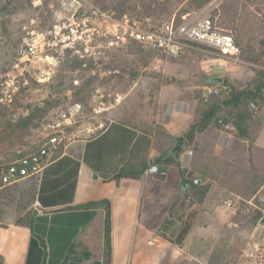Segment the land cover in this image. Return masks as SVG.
<instances>
[{
	"label": "crops",
	"instance_id": "crops-1",
	"mask_svg": "<svg viewBox=\"0 0 264 264\" xmlns=\"http://www.w3.org/2000/svg\"><path fill=\"white\" fill-rule=\"evenodd\" d=\"M207 86L208 90L212 87ZM198 114L194 100L166 98L160 93L150 122L161 125L174 139L184 137ZM100 126L93 136L58 146L38 175L0 191L1 264H181L179 259H163L165 246L171 254L178 251L189 256L191 264H264L262 259H246V252L256 246L252 237L258 228L248 240L243 239V246L238 245V237L230 233L233 215L223 205L215 206L218 199L227 200L228 194L240 198L248 184L257 187L253 197L264 189V104L256 119L248 122V138L238 137L232 126H209L188 146L194 149L187 164L181 163L184 151L179 155L180 168L199 178L200 186H208L204 195L190 194L192 186L182 184L171 165L163 179L146 170L138 179L116 180L130 163L141 125L132 124L124 112H110ZM157 156L149 148L148 158ZM177 196L191 200L198 209L181 245L167 243L163 227L164 221L172 219L168 209ZM104 201L110 208L107 262L106 206L100 204ZM90 203L99 204L84 207ZM259 239L264 246V234ZM237 245L240 252L236 259H229ZM260 250L264 252V247Z\"/></svg>",
	"mask_w": 264,
	"mask_h": 264
},
{
	"label": "rangeland",
	"instance_id": "rangeland-1",
	"mask_svg": "<svg viewBox=\"0 0 264 264\" xmlns=\"http://www.w3.org/2000/svg\"><path fill=\"white\" fill-rule=\"evenodd\" d=\"M57 1L0 0V84L11 77L20 86L10 107L0 105V152L3 157L21 147L39 146L43 142L45 127L52 117L75 103L82 105L83 120L68 131L66 141L95 135L101 129L100 125L107 121L110 112L116 115L124 112L132 124L141 125L140 135L146 139L148 132L156 134L165 131L163 128L155 130L154 126L150 128L160 93L166 98L194 100L200 113L211 95L221 100V95L227 97V90L213 94L212 91L219 87L218 84H211V89H206L209 86L205 81L212 77H219L224 85H232L237 89L251 88L257 78L264 82V77H258L260 72H264V0H210L199 10L187 7L189 0H86L87 5L113 11L116 15L127 14L136 21L148 18L153 23L169 20L181 10L189 9L185 15L201 13L204 17L211 18L222 32L232 33L240 51L239 61L232 62L205 47H196L180 57L171 58L159 51L132 44L123 53H119L118 57L109 58L107 68L115 73L103 78L93 75L91 71L82 70L77 63L20 60L17 51L22 27L31 20L40 28L45 27L50 18V7L57 5ZM127 54L132 56L128 57ZM74 80H78V85L73 83ZM79 86H82L80 90ZM97 87L105 95H110V98L106 102L108 109L95 114L91 111L93 106L90 94ZM115 94L118 96L115 97ZM31 112L35 117L29 134L17 132L11 136L5 135L9 123L16 122ZM226 116L228 110L222 109L219 117L225 119ZM255 119L256 115L248 122ZM151 139L153 141L152 137ZM157 139L165 140V137L159 135ZM185 171L186 174L190 172L187 169ZM187 178L193 179L192 173ZM196 187L203 186L199 184ZM256 188V185L248 184L240 191V198L229 194L226 196L236 203L239 215L237 220L233 218L238 227H229L230 233L238 237L236 241L241 246L257 227L258 231L252 237V244L256 246L246 252V259L264 261V252L260 250L264 246L259 239L264 234V189L253 197ZM191 193H196L194 188L190 190ZM222 201L221 198L215 201V206H222ZM193 208L191 200L180 198L178 205L169 214L172 219L163 223L167 243H173L182 222ZM221 208L227 210L223 206ZM238 245L232 249L229 259H236L235 255L240 252ZM163 252V259H179L178 263L191 264L189 256L178 251L171 254L169 246H165ZM250 254L253 256H249ZM216 258L218 259L217 256Z\"/></svg>",
	"mask_w": 264,
	"mask_h": 264
},
{
	"label": "built area",
	"instance_id": "built-area-1",
	"mask_svg": "<svg viewBox=\"0 0 264 264\" xmlns=\"http://www.w3.org/2000/svg\"><path fill=\"white\" fill-rule=\"evenodd\" d=\"M50 8V18L45 27L40 28L34 20L22 27L17 51L20 60L75 61L82 70L91 71L100 78L115 73L107 68L110 55L126 50L132 44L159 51L171 58L180 57L196 47H205L226 60L239 61L240 51L234 35L222 32L211 18L204 17L201 13L184 15L182 22L176 24L175 16L156 23L148 18L136 21L127 14L116 15L113 11L87 5L86 0H58L57 5H51ZM73 83L78 85V80ZM19 90L20 86L15 79L7 77L0 84V105L10 107ZM221 91H226V87L219 85L212 92L218 94ZM90 95L93 113L98 114L108 109L106 102L110 95H105L99 87ZM115 101L118 102V99ZM250 110L254 116L259 108L251 103ZM82 120V105L79 103L56 113L45 127L43 142L39 148L26 154L18 151V156L14 159L0 164V191L41 173L57 147L66 142L68 131ZM230 126L222 124L223 129ZM192 154L191 149L184 150L181 163L187 164ZM147 173L160 177L155 164L148 167ZM192 184L197 186L201 184V180L193 178ZM222 205L233 217L237 214L236 203L231 199L224 200ZM229 226L237 228L238 224L231 221Z\"/></svg>",
	"mask_w": 264,
	"mask_h": 264
},
{
	"label": "trees",
	"instance_id": "trees-1",
	"mask_svg": "<svg viewBox=\"0 0 264 264\" xmlns=\"http://www.w3.org/2000/svg\"><path fill=\"white\" fill-rule=\"evenodd\" d=\"M209 1L210 0H189L187 7H191L193 8V10H199L202 7H204L206 4H208ZM188 10L189 9H183L181 10L180 13L175 14L176 24L182 22V16L188 13ZM61 61H66L68 62V64L77 63L75 61L74 62L73 61L69 62L67 60H61ZM258 77H264V72L263 71L260 72L258 74ZM217 78L219 77H212L208 79L205 82V84L210 86L211 84H218L220 86L226 87V90L228 92L227 97L221 100L219 98H216L214 95H211L207 99L200 113L198 114L195 122L191 125L188 132L184 135V138L188 142L189 146H191L194 143L196 135L202 132L203 130H205L207 127L214 126L216 128H221L222 124H230L236 131L238 137L248 138L249 133L247 129V123L252 118L253 115V113L249 109V104L254 103L258 105L259 108L264 104V82H261V78H257L256 81H254V83L252 84L251 88H245V89H237L232 85H228L227 87L226 85L223 84L224 81H222L221 78H220L221 79L220 82L217 81ZM87 83L88 82H86V84ZM78 88L80 90L82 86H79ZM222 109L228 110V116H226L225 119L219 117V113L221 112ZM37 111H41V110H37ZM34 117L35 114L31 112L26 117L20 118L16 122L9 123L7 125L8 131L6 132L5 135L11 136L17 132L29 134L28 131H30V128L33 126L32 121ZM231 118L232 120H230ZM150 125H152L150 126V128L154 126L155 130L159 128L162 129V127L160 125H156L154 121H152ZM159 135L165 137V140L160 139L159 141V139H157ZM151 137L153 138V141ZM173 142L174 139L170 137L165 131H159L156 134L155 132L154 133L148 132L146 134V139H144L143 137H141V135H139L132 148L130 163L126 164V166L120 170V172L116 175L115 179L118 180L122 177H131L133 179H138L140 176L144 174V172L148 169V167L151 164L157 165L159 175L163 179L167 172V166L171 165L177 170V174L179 175L182 184L190 183L192 189L194 188V190L198 191L200 195H204L207 192L208 187L203 186L201 188H198L194 186L192 184V179L187 178V176L190 175L191 173L188 172L187 175L185 169L180 168L178 161L174 160L173 156L167 155V152L170 149V146L173 144ZM39 146L33 148L21 147L7 157L1 156L2 152H0V164L9 162L12 159H14L16 156H18V151L19 152L21 151V154H26L30 151L36 150L37 148H39ZM149 148H153L158 152V156L153 160L148 159ZM145 150H146V154H145ZM120 193L121 192H119L118 190V194ZM179 201H180V196H177L172 201L168 209L169 214L176 207V205H178ZM98 204L99 203H90L88 205H85L84 207H92ZM100 204H105L106 206L104 236H105V247L107 251L106 258H108L106 259L107 262L109 261V250H110V208L108 201H104L103 203ZM197 212L198 209L196 207L188 212V214L186 215L184 221L180 226L179 231L177 232L173 240L174 244L181 245L183 243L187 234L192 228ZM257 215L259 216L260 214L257 213ZM238 216L239 215L236 214L233 217L234 220H237Z\"/></svg>",
	"mask_w": 264,
	"mask_h": 264
},
{
	"label": "water",
	"instance_id": "water-1",
	"mask_svg": "<svg viewBox=\"0 0 264 264\" xmlns=\"http://www.w3.org/2000/svg\"><path fill=\"white\" fill-rule=\"evenodd\" d=\"M217 81L220 82L221 79L217 78ZM175 142L173 146L167 152V155L173 156L174 160H178L179 155L188 148V142L182 135H178L174 138Z\"/></svg>",
	"mask_w": 264,
	"mask_h": 264
}]
</instances>
